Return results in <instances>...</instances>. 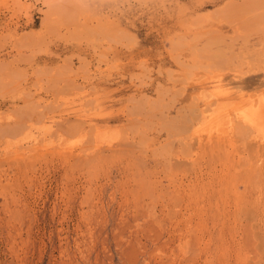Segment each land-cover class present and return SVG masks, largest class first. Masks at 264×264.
Wrapping results in <instances>:
<instances>
[{"label": "rangeland", "instance_id": "374dc122", "mask_svg": "<svg viewBox=\"0 0 264 264\" xmlns=\"http://www.w3.org/2000/svg\"><path fill=\"white\" fill-rule=\"evenodd\" d=\"M0 70V264H264V156L176 117L264 118V0H0Z\"/></svg>", "mask_w": 264, "mask_h": 264}, {"label": "bare ground", "instance_id": "6f19581e", "mask_svg": "<svg viewBox=\"0 0 264 264\" xmlns=\"http://www.w3.org/2000/svg\"><path fill=\"white\" fill-rule=\"evenodd\" d=\"M71 2V1H70ZM72 3V2H71ZM72 5V4H71ZM65 6V5H64ZM244 6V5H243ZM66 7V6H65ZM237 7V6H236ZM71 8V7H70ZM72 9V8H71ZM233 9V8H232ZM65 12V11H64ZM213 38H215V36L213 37ZM217 39H218V37H217ZM210 40H212V39H210ZM210 40H209V42H210ZM217 40H215L214 42H216ZM214 42H212L213 44H214ZM211 43V42H210ZM229 43V42H228ZM233 43V42H232ZM207 44H208V42H207ZM206 45V44H205ZM211 45V44H210ZM206 47V46H205ZM228 48V47H227ZM203 50H204V48H203ZM220 50V49H219ZM221 51V50H220ZM224 51H227V49L225 50L224 49ZM221 53V52H220ZM230 53L232 54V51H230ZM210 54V53H209ZM240 54V53H239ZM215 55V54H214ZM213 54H212V56H214ZM223 54H218V57H217V55H215L214 57H216V59L218 58L219 60H221L220 58H219V56H222ZM230 55V54H229ZM228 55V56H229ZM234 55V54H233ZM210 56V55H209ZM224 56V55H223ZM223 56H222V58H223ZM226 56V55H225ZM213 57V58H214ZM230 57V56H229ZM231 57H233L232 55H231ZM215 59V60H216ZM224 59L226 60V58L224 57ZM209 61V60H208ZM225 62V61H224ZM217 64H220V62H218ZM14 70V69H13ZM1 71V70H0ZM169 77V76H168ZM236 77V76H235ZM199 78V77H198ZM250 78V77H249ZM238 80V79H237ZM234 81V80H233ZM236 81V80H235ZM198 82H200V80H198ZM8 83V82H7ZM11 86H13V85H11ZM8 87V86H7ZM189 87V86H188ZM12 88V87H11ZM203 90V89H202ZM205 90H206V88L203 90V91H200V93H202V94H199V92H198V94L195 96V98H194V96H193V101H194V99H196V101H195V105H193L192 106V109H191V111H189L188 112V114L187 113H185V110H178V114H177V116L176 117H179V115H180V117L183 119V118H185V120H187V122H188V124H189V127H191V126H194L195 127V129H193V131H191V133L190 134H192L193 136V138H195V139H192V137H189V138H191L193 141L194 140H197V143L199 144V148L201 147V149L202 148H204V147H202V144H203V139L201 138V137H199V135L201 134V132L202 131H204V132H207L208 133V137H209V144H210V148L211 149H216V150H226V149H229L230 147H234L233 145H235V141L237 140L236 139V137L238 138V136H239V138L240 137H243V138H245L246 136V139L247 138H251L250 139V143L252 144L251 146H253L252 148L251 147H247L249 150H248V152L249 153H252L254 156H252L253 158L252 159H250V161L252 162V160L254 159V158H257V157H260V156H264V138L263 137H261L259 134V132L260 131H262V130H264V118L262 117V115L261 114H258V110H255V109H253V110H251V113H249V112H247L246 110H244L243 108V106H245V105H241L243 108H241V111H239L238 110V112H233L234 113V122H235V124H233V126H235L236 124L238 125H236L237 126V128H236V126H235V129H234V127H233V131H231V132H228L227 134H225V135H214L213 136V133H212V135L210 134V132H208V130H206L207 129V126L209 125V127H210V123H212L213 121H215V120H217L218 121V119H220V117H221V114L224 112V111H221V110H218V108L219 107H221V105L222 104H224L226 101H228V97H225V98H223V99H221V100H218L217 101V110L216 111H213L214 110V108H212L211 109V103H209L208 101H205V103H204V106H202L201 107V105H200V103L198 102V100L199 99H201L203 96L205 97V95L207 94H205L204 92H205ZM260 91V90H259ZM258 91V92H259ZM209 92V91H208ZM212 92V91H211ZM217 92V91H216ZM218 92H219V90H218ZM217 92V93H218ZM263 93H264V91H262ZM183 93V92H182ZM220 93V92H219ZM262 93V94H263ZM31 94V93H30ZM203 94H205V95H203ZM242 94H244V93H241V95ZM166 95V94H165ZM209 95V94H208ZM216 95V94H215ZM245 95V94H244ZM243 95V96H244ZM262 96V95H261ZM263 96H264V94H263ZM207 97V96H206ZM253 97V96H252ZM207 98H209V97H207ZM255 98V97H254ZM247 99V102L246 103H248V102H250L251 101V103L254 101V104H255V102L256 101H258L259 100V98H255V99ZM203 99V98H202ZM213 99V98H212ZM218 99V98H217ZM241 99V96H239V100ZM26 101H27V99H25ZM203 100H205V98L203 99ZM214 100V99H213ZM212 100V101H213ZM242 100H244V97H243V99H241L240 101L243 103L244 101H242ZM211 101V102H212ZM234 101V100H233ZM262 101H263V99H262ZM241 102H238V100H237V104L238 103H240V104H242ZM174 103V102H173ZM172 103V104H173ZM193 103V102H192ZM191 103V104H192ZM245 103V104H246ZM257 103V102H256ZM175 104V103H174ZM190 104V105H191ZM203 104V103H202ZM240 104H239V106H240ZM140 105V104H139ZM261 105V104H260ZM263 105H264V102H263ZM31 106H33V105H31ZM38 106V105H37ZM138 106V105H137ZM252 106H254V105H252ZM215 107V106H214ZM255 107V106H254ZM144 108V107H143ZM223 108V107H222ZM221 108V109H222ZM230 109H231V107H230ZM248 109H249V107H248ZM133 110V109H132ZM233 111H234V109H232ZM31 111H32V109H31ZM210 111H212V112H210ZM225 111H228L227 109L225 110ZM230 111V110H229ZM228 111V113H230L231 115H229L228 113H227V115H229L228 116V118L225 120V121H227V120H231V119H233V115H232V113L231 112H229ZM140 112V111H139ZM1 113V112H0ZM7 113V112H6ZM13 113V112H12ZM182 113H185V114H182ZM139 114V113H138ZM225 114H223V116H224ZM2 116V115H1ZM39 116V115H38ZM222 116V117H223ZM231 118V119H230ZM224 119V118H223ZM70 120V119H69ZM184 120V119H183ZM184 120V121H185ZM22 121V120H21ZM228 121V122H229ZM233 121H230V122H233ZM36 122V121H35ZM221 122V121H220ZM233 122V123H234ZM237 122V123H236ZM36 123H38V122H36ZM185 123H186V121H185ZM221 124V123H220ZM130 125V124H129ZM172 125V124H171ZM205 126H206V129H204L205 128ZM231 126V125H230ZM63 127V126H62ZM128 127H131V126H128ZM6 127H4L3 128V130L1 131V132H3V133H5L4 132V129H5ZM132 128V127H131ZM216 128V127H215ZM17 129H18V127H17ZM63 129V128H62ZM79 129V128H78ZM125 129V128H124ZM167 129H168V127H167ZM187 129V128H186ZM235 130H237V131H235ZM5 131H7V130H5ZM12 131H13V128H12ZM61 131V130H60ZM73 131V130H72ZM75 131V130H74ZM87 131V130H86ZM126 131V130H125ZM172 131V130H171ZM187 131V130H186ZM190 131V130H189ZM0 132V133H1ZM10 132H11V129H10ZM9 132V133H10ZM128 132V131H127ZM129 132L131 133V131L129 130ZM156 132V131H155ZM3 133H1V134H3ZM76 133V132H75ZM18 134V133H17ZM65 134V133H64ZM74 134V133H73ZM216 134V133H215ZM180 135V134H179ZM195 135V136H194ZM198 135V136H197ZM6 136V135H5ZM50 137H51V135H49ZM175 137H176V135H174ZM201 136V135H200ZM174 137V138H175ZM52 138H53V136H52ZM170 138V137H169ZM95 140V139H94ZM170 141H172L171 139H169ZM206 140V139H205ZM244 140V139H243ZM85 141V140H84ZM118 141V140H117ZM193 141L191 142V145H192V143H193ZM247 141H249L248 139H247ZM246 141V143H248ZM90 142V141H89ZM92 142V141H91ZM173 142V141H172ZM182 142V141H181ZM206 142V141H205ZM122 143H124V141L122 142ZM128 143H130V142H128ZM171 143V142H170ZM196 143V142H195ZM89 144V143H88ZM136 144V143H135ZM63 145H64V143H63ZM120 145H121V143H120ZM166 146V145H165ZM241 146V145H240ZM246 146H249V144L248 145H246ZM30 147V146H29ZM236 148H238L237 146H235ZM110 148V147H109ZM113 148V147H112ZM116 148V147H115ZM124 148V147H123ZM132 148V147H131ZM206 148V147H205ZM236 148H234V149H236ZM187 149V148H186ZM37 150H39V149H37ZM36 150V151H37ZM103 150V149H102ZM197 150V149H196ZM25 151V150H24ZM28 151V150H27ZM53 151V150H52ZM106 151V150H105ZM114 151V150H113ZM239 151V150H238ZM19 152H21V151H19ZM61 152V151H60ZM187 152V151H186ZM211 152V151H210ZM220 152V151H219ZM22 153V152H21ZM82 153V152H81ZM121 153H123L122 151H121ZM178 153V152H177ZM126 154V153H125ZM8 155H10V153L8 154ZM190 155V154H189ZM185 156V155H184ZM16 157V156H15ZM24 158V157H23ZM260 159V158H259ZM171 161H172V159H171ZM180 161V160H179ZM178 161V162H179ZM32 162V161H31ZM200 162V161H199ZM254 162V161H253ZM252 162V163H253ZM260 162H261V160H260ZM8 163V162H7ZM32 164V163H31ZM184 164V163H183ZM260 166V165H259ZM251 167V166H250ZM191 168V167H190ZM249 168V167H248ZM178 169V168H177ZM248 170V169H247ZM257 170H259V169H257ZM249 172V171H248ZM261 172V171H260ZM264 172V171H263ZM10 175V174H9ZM172 176V175H171ZM232 177V176H231ZM238 177V176H237ZM239 177H240V175H239ZM253 177V176H252ZM262 177V176H261ZM233 178V177H232ZM231 178V179H232ZM236 178V177H235ZM251 179H253V178H251ZM256 181V180H255ZM254 181V182H255ZM242 182V181H241ZM257 185V184H256ZM253 186V185H252ZM2 187V186H1ZM4 187V186H3ZM247 187V186H246ZM259 187V186H258ZM256 197V196H255ZM245 199V198H244ZM250 208V207H249ZM249 210H251V209H249ZM247 212H248V210H247ZM250 212V211H249ZM250 214V213H249ZM12 215V214H11ZM248 215V214H247ZM253 216V215H252ZM13 218H15V217H13ZM246 219V218H245Z\"/></svg>", "mask_w": 264, "mask_h": 264}]
</instances>
